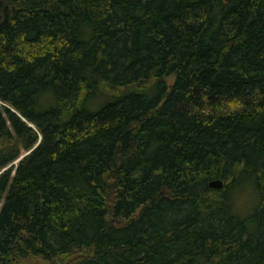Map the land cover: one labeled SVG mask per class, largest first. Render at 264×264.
Here are the masks:
<instances>
[{"label": "trees", "instance_id": "trees-1", "mask_svg": "<svg viewBox=\"0 0 264 264\" xmlns=\"http://www.w3.org/2000/svg\"><path fill=\"white\" fill-rule=\"evenodd\" d=\"M32 258L264 264V0H0V264Z\"/></svg>", "mask_w": 264, "mask_h": 264}, {"label": "rangeland", "instance_id": "rangeland-1", "mask_svg": "<svg viewBox=\"0 0 264 264\" xmlns=\"http://www.w3.org/2000/svg\"><path fill=\"white\" fill-rule=\"evenodd\" d=\"M27 154H28V152L23 151V152L21 153L20 157H19L17 160H15L13 163L9 164V165H8L7 167H5L1 172L5 171V170H13V169H15V167L17 166L19 160H20L21 158H23V157H24L25 155H27ZM18 264H47V263L44 262V261L41 260V259H38V258L33 259V258H32V259H27V260L20 261Z\"/></svg>", "mask_w": 264, "mask_h": 264}, {"label": "water", "instance_id": "water-1", "mask_svg": "<svg viewBox=\"0 0 264 264\" xmlns=\"http://www.w3.org/2000/svg\"><path fill=\"white\" fill-rule=\"evenodd\" d=\"M13 111V110H11ZM223 185V182L221 180H212L209 182V186L211 188H221Z\"/></svg>", "mask_w": 264, "mask_h": 264}, {"label": "bare ground", "instance_id": "bare-ground-1", "mask_svg": "<svg viewBox=\"0 0 264 264\" xmlns=\"http://www.w3.org/2000/svg\"><path fill=\"white\" fill-rule=\"evenodd\" d=\"M33 149V148H32Z\"/></svg>", "mask_w": 264, "mask_h": 264}]
</instances>
